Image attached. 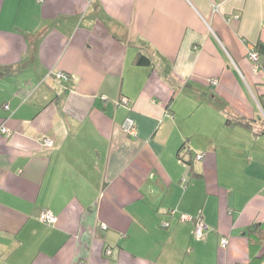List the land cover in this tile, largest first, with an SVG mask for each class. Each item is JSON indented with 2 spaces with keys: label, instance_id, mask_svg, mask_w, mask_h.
<instances>
[{
  "label": "crops",
  "instance_id": "0c3cea01",
  "mask_svg": "<svg viewBox=\"0 0 264 264\" xmlns=\"http://www.w3.org/2000/svg\"><path fill=\"white\" fill-rule=\"evenodd\" d=\"M259 44L264 0H0V264H264Z\"/></svg>",
  "mask_w": 264,
  "mask_h": 264
},
{
  "label": "built area",
  "instance_id": "2783aa9c",
  "mask_svg": "<svg viewBox=\"0 0 264 264\" xmlns=\"http://www.w3.org/2000/svg\"><path fill=\"white\" fill-rule=\"evenodd\" d=\"M249 58L250 60L254 63V70L255 71H259L260 69V64H259V52L256 49H251L249 51ZM57 76L59 78L64 79L66 82H68L70 80V75L64 72L59 71ZM210 82L213 85H217L218 84V79L216 78H212L210 79ZM123 103L127 102L126 98H123L121 100ZM119 103V102H118ZM5 109H9V105L5 104L4 105ZM123 129L125 131V133L127 135H129L130 137H134L137 138L138 137V131H137V126H136V122L132 117H127L126 120L123 123ZM1 132L3 134H5L7 137H11L12 136V132L10 131V129H8L6 126L1 127ZM45 143L46 145H48L49 147H52V141L49 139H45ZM205 156V153H199L197 155L198 159H202ZM176 211L174 209L169 210L168 213L170 215H173ZM39 219L47 224V225H55V223L58 220V217L49 209H45L42 211V213L39 216ZM180 221L182 222H187V221H194L195 222V229H194V237L196 240H200L203 239L205 237V235L207 234V231L209 230L208 225L205 223L204 218L201 214H198L196 216H192L189 214H182L180 217ZM163 226L168 227L169 226V221H164L162 223ZM103 228H107V226L103 225ZM229 243V239L227 237H224L221 239V246L223 248L227 247ZM108 253H110V250L107 251Z\"/></svg>",
  "mask_w": 264,
  "mask_h": 264
},
{
  "label": "trees",
  "instance_id": "16d2710c",
  "mask_svg": "<svg viewBox=\"0 0 264 264\" xmlns=\"http://www.w3.org/2000/svg\"><path fill=\"white\" fill-rule=\"evenodd\" d=\"M257 48L260 50L261 53H264V44H259ZM260 52H259V57H260ZM137 63L139 65L148 66L151 64V59L144 54H140L138 59H137ZM9 71H10V69H4L3 71H1V74H6ZM261 104H262V107L264 109V100L261 101ZM196 158H197V156H196ZM193 161H192V159H190L187 162H189V164L192 165ZM248 231H249V236H250L251 247L255 250L260 249L264 243V223H257L253 226H250L248 228Z\"/></svg>",
  "mask_w": 264,
  "mask_h": 264
}]
</instances>
